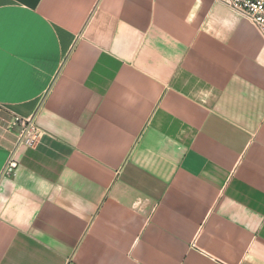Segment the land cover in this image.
<instances>
[{"label": "crops", "instance_id": "1", "mask_svg": "<svg viewBox=\"0 0 264 264\" xmlns=\"http://www.w3.org/2000/svg\"><path fill=\"white\" fill-rule=\"evenodd\" d=\"M0 264H264L255 27L217 0H0Z\"/></svg>", "mask_w": 264, "mask_h": 264}, {"label": "built area", "instance_id": "2", "mask_svg": "<svg viewBox=\"0 0 264 264\" xmlns=\"http://www.w3.org/2000/svg\"><path fill=\"white\" fill-rule=\"evenodd\" d=\"M231 11L248 20L264 40V0H217ZM20 132L14 149L10 152L9 158L3 170V176L15 177L19 166L18 154L22 147H32L41 135L35 118L17 119Z\"/></svg>", "mask_w": 264, "mask_h": 264}]
</instances>
